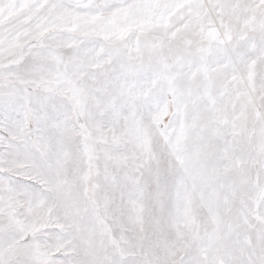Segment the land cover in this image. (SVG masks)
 Returning a JSON list of instances; mask_svg holds the SVG:
<instances>
[{"label":"snow or ice","instance_id":"1","mask_svg":"<svg viewBox=\"0 0 264 264\" xmlns=\"http://www.w3.org/2000/svg\"><path fill=\"white\" fill-rule=\"evenodd\" d=\"M0 264H264V0H0Z\"/></svg>","mask_w":264,"mask_h":264}]
</instances>
